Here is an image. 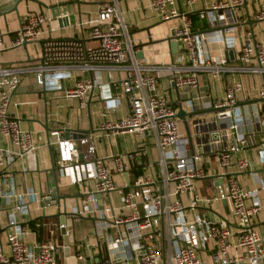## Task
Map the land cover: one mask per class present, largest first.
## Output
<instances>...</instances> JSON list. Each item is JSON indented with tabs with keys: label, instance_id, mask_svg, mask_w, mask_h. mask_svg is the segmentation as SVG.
Masks as SVG:
<instances>
[{
	"label": "built area",
	"instance_id": "obj_1",
	"mask_svg": "<svg viewBox=\"0 0 264 264\" xmlns=\"http://www.w3.org/2000/svg\"><path fill=\"white\" fill-rule=\"evenodd\" d=\"M120 2L101 1L94 16L74 21L79 36L52 37L48 27L41 38L51 17L40 11H26L19 20L8 46L38 41L39 47L33 65L0 63V199L9 206L0 264H75L84 258L69 252L67 240L26 241L28 203L37 193L19 191L11 177H2L7 165L36 147L8 111L27 73L39 88L61 91L80 104L96 87L106 112L126 99L125 114L96 128L106 136L128 133L135 147L94 158L91 174L71 181L79 193L71 214L91 219L101 242L99 264H264V233L255 221L263 211L257 193L264 189V0H146L157 21L173 23L166 39L176 45L165 63L137 57ZM192 13L200 27L194 28ZM112 71L115 78L99 80L100 72ZM85 72L94 77L82 78ZM159 76L182 97L168 100L158 89ZM205 83L214 91L209 101L200 91ZM178 108L186 113L184 122L176 117ZM207 111L210 117L199 116ZM49 134L56 140L53 165L61 172L78 149L70 138H59L58 129ZM154 163V176L145 173ZM130 171L137 173L132 183ZM113 191H119L117 206L108 198ZM60 235L68 236L65 227Z\"/></svg>",
	"mask_w": 264,
	"mask_h": 264
},
{
	"label": "crops",
	"instance_id": "obj_2",
	"mask_svg": "<svg viewBox=\"0 0 264 264\" xmlns=\"http://www.w3.org/2000/svg\"><path fill=\"white\" fill-rule=\"evenodd\" d=\"M8 1L0 0V9ZM101 1L108 0H20L14 11H7L0 15V36L4 45V48L0 50V63L29 66L37 62L38 41L18 47L8 46L14 36V31L18 27L19 20L26 11H40L51 17V11L56 8L60 15L63 13L72 14L77 24L94 16L96 6ZM120 9L125 12L128 11L125 17L130 25L131 38L137 47V53L141 54L139 59L145 63H165L169 61L174 51L167 45L165 39L168 37L169 28L173 23L171 21L165 23L157 21L146 7V0H121ZM190 16L194 28L200 27L196 15L192 13ZM76 24L59 27L56 20L51 17L47 25L43 27L41 38L47 35L48 27L51 29L50 36L52 37L79 36V28ZM77 77L81 78L79 75ZM93 77V73L85 72L82 75L84 79ZM115 77L116 73L113 71L99 73V80L102 83H107ZM72 83V79L63 81L64 86ZM158 89L170 101H173L177 95L179 98L182 97L181 91L177 92L176 95V91L169 87L167 77H158ZM200 91L207 93L206 101L212 100L214 91L211 85L205 83ZM115 93L117 92L115 91ZM217 94L218 96L221 95V89H217ZM126 110V99L120 97L118 109L106 112L96 87H93L86 94L84 103L80 104L75 98L64 97L61 91L39 88L34 83L33 74L31 73L23 76L20 84L12 94L8 111L19 119V125L22 129L30 132L31 139L36 147L26 157L16 158L7 165L3 170L2 177H11L15 188L19 191L31 189L37 193V198L28 203L29 221L27 226L29 233L26 241L33 242L40 239L67 240L71 254L74 252L83 254V260L76 261L75 264H99L96 257L100 251L101 242L93 234L91 219L74 217L71 214L79 195L76 186L71 184V181L75 178L89 176L94 158H105L111 154L122 153L135 147L136 140L128 133L106 136L96 128L103 120H113L125 114ZM210 115L211 112L207 111L199 116L206 118ZM52 129L59 130V138H70L79 153L77 159L61 172L53 165L57 151L56 140L49 134ZM67 130L70 131L67 133ZM180 130L185 131L182 124H180ZM81 137L86 139L85 142L82 143L79 140ZM1 145L2 140L0 138ZM147 145L151 147V139H147ZM151 148L153 152V147ZM242 155L248 157V153ZM52 166L54 169H52ZM145 171V173L154 176L157 166L154 163ZM116 181L119 182V179L117 178ZM244 181L249 186L253 184L248 176H245ZM259 191V197L258 193L257 197L263 204V211L256 217L255 221L258 230L264 233V189ZM56 192L66 196L64 199L59 200L58 205L54 204L51 197V194L54 193L55 195ZM108 198L113 206H117L119 191L111 192ZM108 198L105 197V201ZM8 207L0 199V243L4 250H6L4 244L5 231L8 229ZM213 207L217 208V204H214ZM216 212L221 215L219 209ZM61 213L65 214L64 227L68 232L66 238L60 235V230L57 228ZM16 219L21 220V217L16 215ZM80 219L87 220L88 226L75 234L74 222ZM64 261L58 259V264L64 263Z\"/></svg>",
	"mask_w": 264,
	"mask_h": 264
},
{
	"label": "water",
	"instance_id": "obj_3",
	"mask_svg": "<svg viewBox=\"0 0 264 264\" xmlns=\"http://www.w3.org/2000/svg\"><path fill=\"white\" fill-rule=\"evenodd\" d=\"M20 0H9L5 5H3L2 9H0V15L3 14L4 12L7 11H14L16 9V4L19 2ZM25 1V0H24ZM58 11L56 8H54L51 11V17L52 19H55L58 26H67V25H73L74 24V16L72 14H67V15H63L61 17L58 16ZM246 24L250 25L251 21L250 20H246L245 21ZM165 41L167 42V45L171 48L172 51H174L175 49V42L171 41L169 39H165ZM138 58L141 57L140 53L136 54ZM225 58H231V52L230 51H226L224 53ZM261 101L264 102V98L261 99ZM185 112L178 108L177 112H176V117L178 119H180L182 122L185 121L184 116H185ZM70 130H67L66 132L68 133ZM75 132V131H74ZM52 169H54V167L52 166ZM55 187V186H54ZM52 200H54V204L58 205L59 200L64 199L66 196L65 195H60L58 192H56V194L54 195V193L51 194ZM96 198H99V195H96ZM65 214H60L59 215V223L62 224L64 226L65 223ZM61 234H63L64 232V227H62L60 229Z\"/></svg>",
	"mask_w": 264,
	"mask_h": 264
},
{
	"label": "rangeland",
	"instance_id": "obj_4",
	"mask_svg": "<svg viewBox=\"0 0 264 264\" xmlns=\"http://www.w3.org/2000/svg\"><path fill=\"white\" fill-rule=\"evenodd\" d=\"M190 118H191V120H194V119H197L198 116L195 115V116H191ZM128 177H129L128 179H129L130 183H132L135 175L130 171V172H128ZM120 185H121V182L120 181L117 182V186H120ZM259 193H260V191L258 192V197H259ZM87 226H88L87 220L80 219V220L74 222V233L75 234H76V232L79 233L81 230L85 229Z\"/></svg>",
	"mask_w": 264,
	"mask_h": 264
}]
</instances>
